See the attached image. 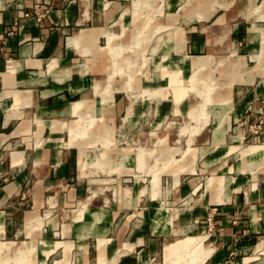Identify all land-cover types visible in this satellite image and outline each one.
<instances>
[{"label": "crops", "instance_id": "obj_1", "mask_svg": "<svg viewBox=\"0 0 264 264\" xmlns=\"http://www.w3.org/2000/svg\"><path fill=\"white\" fill-rule=\"evenodd\" d=\"M159 1L165 18L190 3ZM196 3L174 28L151 26L155 14H146L148 30L142 31L135 0H0V264H173L175 253L166 248L197 235L208 252L202 264H264V143L255 144L260 136L241 127L259 112L248 103L264 100V0ZM214 8L209 17H197ZM158 30L176 39L159 47L165 55L148 76L136 78L149 85L144 99L151 105L164 96L157 71L170 69L181 83L192 75L200 82L226 67L225 87L215 98L231 92L230 108L217 105L219 117L225 124L241 121L234 141L253 143L242 145L244 167L221 159L227 150L210 159H163L172 165L165 172L149 159L89 153L108 146L105 131L113 134L146 110L126 94L123 52L156 38ZM149 48L158 50L156 42ZM169 99L152 109L155 117L181 109L172 110ZM236 99L242 101L236 105ZM92 112L93 125H82ZM215 120L213 141L220 144L228 127ZM201 190L190 213L184 201ZM179 204L176 219L172 210ZM180 260L174 264L190 258Z\"/></svg>", "mask_w": 264, "mask_h": 264}, {"label": "rangeland", "instance_id": "obj_2", "mask_svg": "<svg viewBox=\"0 0 264 264\" xmlns=\"http://www.w3.org/2000/svg\"><path fill=\"white\" fill-rule=\"evenodd\" d=\"M216 2V6L218 4L221 6L218 1ZM196 5V0H190V3L188 5H184L180 10L173 8V15H168L165 18L164 12L167 9L165 10L163 2H160L159 0H135V9L141 13L136 26L137 28H141L142 31L143 28L144 31L148 30L149 20L145 17V15L148 13L150 14V12L155 14L154 19L151 23L149 22V25L151 24V26L156 25L159 27L163 24L171 25V28L180 26L179 24L182 22L181 18L187 13H191ZM215 10V8L211 11L205 10L206 13H202L201 15L199 14L197 17H209ZM166 12H168V10ZM154 38V34L151 39L143 38L140 45L136 46L137 48L134 50L126 48L123 52V57L125 58L124 68L121 67V69H124V71H122V79L125 82L126 94L128 96L133 94V96L136 97V104L139 103L140 105H143L144 103L143 106L146 110L140 118L137 116H132L130 119L126 118L123 126L119 127L118 130L113 131V134L108 130L105 131L104 134H106V136H104V142L106 143V146H108L103 148H94L93 151H90L89 153L92 155L104 153V157L108 156V159H149V163L154 165L156 170L165 172L168 170V167L172 165L171 163L168 165L165 164L163 159H210L211 156L227 150L226 155L221 159H230L232 163L237 162L236 164H241L244 167L246 164L245 159H248V156L242 145H249L253 143L248 137L246 139L234 141L233 136L238 134V131L235 130V132H233V127L237 126V124H241V121H231V119H228L225 124L222 120L224 117H219L218 112L220 109H218L217 105L221 104L229 106L231 92L218 99L219 101L215 98L225 87L223 82H225L226 67H223L222 69L218 68L215 75L203 78L204 81L201 78L202 81L200 82H194L195 78L194 75H192L191 80L185 79V81L181 83L182 79H180L178 74L174 71L171 72L169 71L170 69H168V72L165 74H163V71L161 74L157 71L158 76L156 84L157 87L162 88V95L164 96L160 95L162 99L157 98L155 104L152 103L151 105H148L147 101L144 99L147 95L144 88L149 85L142 82L138 84L136 82V78L139 76L143 77V75L148 76V73L150 74L151 72V66L154 63L158 64V62L162 60V57L165 55L159 47L167 41L174 42L176 39L175 35L171 36L169 33L167 34L166 32H162V30H158L157 36L155 39ZM152 42H156L158 50L149 48V45ZM125 44V47H128L127 42ZM188 54L191 53L188 52ZM172 55L176 56L174 54ZM232 60L233 58L231 57L230 61ZM242 64L243 62H240L236 66L235 70H237V68H239ZM172 69H176V67H172ZM157 70H160V67L157 68ZM168 77H170V84H167ZM229 87H231V84H229ZM111 91L112 89L110 86H108L105 90V92L109 94H111ZM165 95L170 97L169 101L167 100V103L171 105L170 108L172 110L182 104L180 106V110L182 111L179 110L177 112L176 110L175 114L168 113L162 117L157 114V117H155L152 109L155 108V106H159V104H163L162 102ZM184 96L185 99L181 101ZM241 101L242 100L238 101L236 99V105H238ZM79 105L80 104L77 106ZM262 105H264L263 99L249 102L247 105L248 109L249 107H252V109L256 108L259 112L256 113V117L253 118L252 121L245 122L241 125V127H246V129H248L250 136H260L256 139L257 142L255 144L264 143V109L261 111ZM228 108H230V106ZM216 117H218V120L220 119L222 121V124L224 123L222 127L223 129L228 127L225 133V140L220 144H215L213 141V130L217 126V121L215 120ZM86 118L87 119H84L82 117V125H85V123L93 125L96 120V115L92 112V114ZM84 129L85 128H80L77 132L85 134L86 130ZM154 129L156 130L155 135L151 133ZM200 130L202 131V134L197 137L196 133ZM192 139H194V142H191ZM197 147L204 148L206 152L203 155H199L197 149H195ZM256 148L258 149V147H251L248 150ZM80 161L81 167L84 168L85 160L81 159ZM221 164L222 163L215 166L213 165V167L205 169L202 176H210V173L214 171V169L216 170V167ZM144 172L142 175H144ZM222 172L223 169L217 170L216 175H222ZM146 177L147 176L144 178ZM166 177L168 176H162L161 182L163 186H165L168 182ZM158 179L159 178L157 177L155 181L157 184ZM215 180L216 179L213 178L209 179V185L213 186ZM217 182L220 187H223L222 180H217ZM142 183L148 184V181L145 180L142 181ZM200 193H202V190L199 192L195 191L194 193L190 191L188 193V196L184 201L186 204L183 205V207L188 208L190 213L196 206ZM221 197L222 196L219 194L217 199ZM180 207H182L180 204L173 207L172 215L176 216V219L180 216ZM197 237H200V235L194 237L188 236L185 238L186 240H180L173 245L168 246L166 248V254L171 251L175 253L174 255L168 254L171 257L169 262L173 264L180 262V259L187 255L190 260L187 261L186 264H202L204 262V255L208 252H205V247H203ZM183 243L185 244V247L182 246Z\"/></svg>", "mask_w": 264, "mask_h": 264}, {"label": "bare ground", "instance_id": "obj_3", "mask_svg": "<svg viewBox=\"0 0 264 264\" xmlns=\"http://www.w3.org/2000/svg\"><path fill=\"white\" fill-rule=\"evenodd\" d=\"M250 150H251V149H250ZM211 186H212V185H211ZM205 241H206L205 239H202V242H204V243H205ZM204 243H203V244H204Z\"/></svg>", "mask_w": 264, "mask_h": 264}]
</instances>
